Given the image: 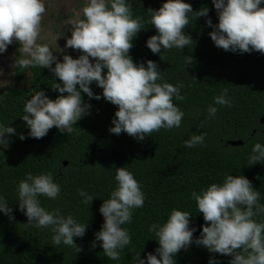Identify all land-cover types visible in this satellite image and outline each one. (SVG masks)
Returning <instances> with one entry per match:
<instances>
[{
	"label": "clouds",
	"instance_id": "9594fccd",
	"mask_svg": "<svg viewBox=\"0 0 264 264\" xmlns=\"http://www.w3.org/2000/svg\"><path fill=\"white\" fill-rule=\"evenodd\" d=\"M211 2L217 23L213 24L211 18H206L205 23L212 28L208 35L214 46L233 53L264 54V0ZM208 11L207 7L193 11L185 0H163L158 9L149 8L148 15L141 17L133 15L131 0H82V7L67 22L71 26L70 36L65 37L60 48L56 41L61 36L48 38L42 23L46 0H0V54L15 40L19 54L14 66L47 68L59 79V83L53 80L51 84L58 93L55 99L37 90L24 101L18 116L28 129L27 136L42 138L53 126L59 132L71 134L73 125L88 115L91 107L82 100V93L89 99L99 100L103 96L117 106L108 129L111 133L119 135L123 131L143 140L160 129L180 128L185 113L174 100L184 98L180 91L183 83L165 81L151 59L134 62L129 49L133 47V38L149 24L156 33L146 39L145 46L153 54H162L161 49L192 47L194 42L184 28L193 15L207 17ZM68 48L79 50L80 54L73 58L64 52ZM191 62V56H183V68ZM93 82L102 89L101 93H93ZM233 103L229 89H220L205 110L207 117L216 116L217 106L230 108ZM6 134L17 133L9 124H0V146L5 148L9 143ZM17 135L25 139L24 134ZM205 136L203 131L191 132L182 143L186 148L201 146ZM247 161L248 165L264 164V143L252 144ZM54 176L49 170L26 172L16 183L17 208L27 218L26 227L47 229L52 245L75 246L79 251L73 238L84 235L86 223L78 222L71 212L59 207L48 209L41 203V197L54 201L61 193V185ZM112 179V190L98 208L103 222L93 234L92 246L99 242L105 257L119 261L125 247L131 244L125 225L132 222L133 210L142 208L146 197L141 182L129 168L115 167ZM76 191L85 204L98 197L83 188ZM189 196L205 222L200 225L199 235L194 238L196 226H189L192 213L172 208L162 222L153 221L147 226L158 246L143 258L140 251L133 252L131 264H175V255L193 243L209 253L229 256L227 264H264V203L248 178L225 173L220 182H211L199 191L193 189ZM7 201L0 191V213L11 220L12 209ZM207 264L220 261L210 256Z\"/></svg>",
	"mask_w": 264,
	"mask_h": 264
},
{
	"label": "trees",
	"instance_id": "16d2710c",
	"mask_svg": "<svg viewBox=\"0 0 264 264\" xmlns=\"http://www.w3.org/2000/svg\"><path fill=\"white\" fill-rule=\"evenodd\" d=\"M162 2L131 0L133 15L146 17L149 8L158 9ZM185 2L191 4L193 11L201 7L209 9L207 17L193 15L184 28L194 42L192 47L161 49L162 54H153L145 46L146 39L156 33L149 24L137 33L129 49L134 62L151 59L157 63L165 81L183 83L180 91L184 98L174 100L185 113L178 129H160L143 140L123 131L119 135L111 133L108 129L117 106L105 101L103 96L96 100L82 93V100L91 107L89 114L73 125L71 134L59 132L53 126L42 138L28 137V129L18 116L22 114L24 101L37 90L55 99L58 93L51 84L53 80L59 83V79L47 68L15 66L16 84L27 83L28 88L8 89L0 94V124L14 127L25 139L6 134L8 146H0V191L6 195L13 217L10 220L0 213V264H131L133 252L140 251L143 258L158 246L147 226L153 221L162 222L172 208L192 213L189 226H196L193 237H197L200 225L205 222L202 214L196 212L189 193L211 182H220L225 173L248 178L264 203V164L248 165L247 161L252 144L264 143V54L259 51L233 53L214 46L208 35L212 28L205 23L206 18L217 23L211 0ZM69 51L76 50L69 48ZM186 55L192 57V62L183 68ZM26 74L30 77L26 78ZM90 87L94 94L102 92L94 82ZM222 88L229 89L234 103L230 108L217 106L216 116L208 118L205 110L212 103L213 95L219 94ZM201 121L203 126L197 128ZM200 131L206 133L204 144L186 148L183 140L191 132ZM123 166L133 171L141 182L146 198L142 208L133 210L132 222L125 225L131 244L125 247L119 261H112L104 256L99 242L93 247L92 241L103 222L98 208L112 190L115 167ZM43 170L55 173L54 179L62 190L56 200L41 197V203L48 209L59 207L71 212L78 222L86 223L84 235L73 238L79 251L75 246L52 245L47 229L24 225L27 218L17 208L16 183L26 172L36 174ZM77 188L98 197L90 204L82 203ZM210 256L220 264H227L230 259L193 243L175 255V264H207Z\"/></svg>",
	"mask_w": 264,
	"mask_h": 264
},
{
	"label": "rangeland",
	"instance_id": "374dc122",
	"mask_svg": "<svg viewBox=\"0 0 264 264\" xmlns=\"http://www.w3.org/2000/svg\"><path fill=\"white\" fill-rule=\"evenodd\" d=\"M82 7V0H46V15L42 23L45 26L48 38L61 36L57 38V45L63 48L65 37L70 36V25L67 22L73 18L74 11ZM64 33V35H63ZM17 41H13L6 51L0 54V94L8 89H25L28 88L27 83L16 84L14 76V60L17 56ZM64 52L76 58L80 51L70 52L69 48ZM58 59L61 58L59 53L53 52ZM92 58H90L91 60ZM30 76L26 74V78Z\"/></svg>",
	"mask_w": 264,
	"mask_h": 264
}]
</instances>
